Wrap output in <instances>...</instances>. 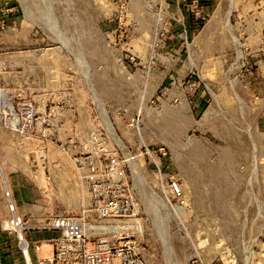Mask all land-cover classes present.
<instances>
[{
    "label": "rangeland",
    "instance_id": "1",
    "mask_svg": "<svg viewBox=\"0 0 264 264\" xmlns=\"http://www.w3.org/2000/svg\"><path fill=\"white\" fill-rule=\"evenodd\" d=\"M206 1L198 26L177 0H0L3 264H26L5 181L48 188L28 229L78 214L97 131L126 161L147 264H264V0ZM24 100L40 118L20 135L1 107Z\"/></svg>",
    "mask_w": 264,
    "mask_h": 264
},
{
    "label": "built area",
    "instance_id": "2",
    "mask_svg": "<svg viewBox=\"0 0 264 264\" xmlns=\"http://www.w3.org/2000/svg\"><path fill=\"white\" fill-rule=\"evenodd\" d=\"M181 8L198 26L208 16L206 0H182ZM1 112L5 124L20 135L30 132L40 118L35 104L27 100L18 102L10 113L2 106ZM92 135V155L80 156L77 161L85 168L81 179L88 202L78 214L58 215L54 219L50 225L58 231V236L53 238L54 253L39 258L38 264H147L142 254L140 209L126 173V161L101 132ZM87 145L83 149H88ZM181 185L180 179L173 182V197H182ZM4 197L11 216L10 224L4 223V227L16 235L22 252L26 246L38 253L41 243L27 237L29 224L18 213L7 181Z\"/></svg>",
    "mask_w": 264,
    "mask_h": 264
},
{
    "label": "crops",
    "instance_id": "3",
    "mask_svg": "<svg viewBox=\"0 0 264 264\" xmlns=\"http://www.w3.org/2000/svg\"><path fill=\"white\" fill-rule=\"evenodd\" d=\"M176 1V0H173ZM182 0H177V2H181ZM208 11V7H207ZM102 12V11H101ZM61 161L57 162L56 165H61ZM77 164V159L75 161ZM80 171L79 175H82L85 171L83 166H78ZM37 173H27V172H17L8 177L7 182L10 185L11 191L13 192L14 199L17 205L18 213L23 217H25L27 222L29 221H39L40 220V206L39 205V197L42 191H47L48 188L37 183V176L39 171L36 170ZM32 227V226H31ZM27 237L31 241H39L41 243V250L35 255L34 259L31 256V253L25 246H23L24 260L26 264H38V259L41 257H48L54 253V242L53 238L58 236V231L54 229H46L43 225L34 226L32 229H28L26 231ZM1 240L7 241V236L0 235ZM9 251V250H7ZM30 260V261H29ZM1 261V259H0ZM35 261V262H34ZM31 262V263H30ZM2 263V261H1ZM3 264V263H2ZM6 264H12L6 260Z\"/></svg>",
    "mask_w": 264,
    "mask_h": 264
},
{
    "label": "bare ground",
    "instance_id": "4",
    "mask_svg": "<svg viewBox=\"0 0 264 264\" xmlns=\"http://www.w3.org/2000/svg\"><path fill=\"white\" fill-rule=\"evenodd\" d=\"M78 15V14H77ZM79 16V15H78ZM78 21V20H77ZM76 21V22H77ZM89 83V82H88ZM94 85V84H93ZM95 95V94H94ZM96 97H98L97 95H96ZM99 102V101H98ZM101 104H102V102H101ZM100 107V106H99ZM100 109V108H99ZM101 112H102V116L104 117L103 119H106V121H107V125H109V128H108V131L110 132V134H113V137L117 140V142L118 143H120L119 145H121V140L119 139V137H118V135L116 134V132L114 131V129L112 128L113 126H111V123H110V121H109V118H108V115H107V113L105 112V110L103 109V107L101 108ZM115 140V141H116ZM133 159V158H132ZM133 163V162H132ZM2 169V168H1ZM164 202V201H163ZM163 202H161V203H163ZM164 204V203H163ZM157 208V207H156ZM10 223H7L6 225H9ZM26 247V246H25ZM30 261V260H29ZM31 263V262H30Z\"/></svg>",
    "mask_w": 264,
    "mask_h": 264
}]
</instances>
